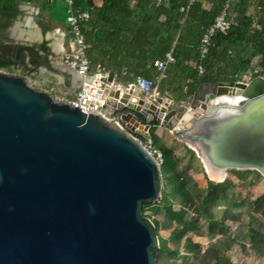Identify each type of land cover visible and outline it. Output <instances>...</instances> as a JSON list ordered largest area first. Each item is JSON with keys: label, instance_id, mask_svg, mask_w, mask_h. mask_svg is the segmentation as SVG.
Segmentation results:
<instances>
[{"label": "water", "instance_id": "obj_1", "mask_svg": "<svg viewBox=\"0 0 264 264\" xmlns=\"http://www.w3.org/2000/svg\"><path fill=\"white\" fill-rule=\"evenodd\" d=\"M51 65L69 76L73 92L81 84L71 68ZM114 78L109 71L103 81L111 86ZM256 79L263 81L256 92L212 104L244 95ZM122 86L109 90L105 117L0 71V264H155L159 240L142 207L159 201L160 166L130 134L131 119L145 129L155 120L188 140L216 181L229 170L264 177L262 76L217 84L194 104L168 94L155 103Z\"/></svg>", "mask_w": 264, "mask_h": 264}, {"label": "trees", "instance_id": "obj_2", "mask_svg": "<svg viewBox=\"0 0 264 264\" xmlns=\"http://www.w3.org/2000/svg\"><path fill=\"white\" fill-rule=\"evenodd\" d=\"M227 0H194L188 6V0H100V5L89 6L87 0H75L80 8H86L90 14L82 25L84 40L88 47L86 56L91 68L99 64L105 71L116 74L118 81L130 83L136 76H143L157 80L159 72L154 61L164 59L170 52L174 61L169 63L174 69L185 72V78L169 76L167 67L166 77L159 80L160 91L168 92L175 99H182L196 92L202 83L231 84L238 81L237 72L245 67L246 58L241 53L245 44H249L252 52L261 56V69L264 74V0H235L230 11V28L226 34L217 33L212 38L211 45L205 58L200 59L199 43L205 28L210 25L220 12ZM181 11V7H186ZM19 14L17 0H0V69H11L12 66L23 64L24 57L29 56L31 65L43 64L49 67L50 55L47 41L39 44L21 45L6 44V36L2 33L9 21ZM48 28H44L46 31ZM231 48L236 50L230 55ZM41 52V54H39ZM198 64L203 65V72L198 73ZM32 69V68H31ZM188 79V81H186ZM183 80L186 83L183 84ZM186 85V90L184 86ZM139 119L143 117L138 114ZM151 125L157 124L155 120ZM161 150V149H160ZM163 163L160 173L167 176L173 189L181 198H187L183 178L172 179L171 152L161 150ZM169 177V178H168ZM207 191L214 192L215 187L230 189L231 180L222 182H208ZM176 201L162 189L157 206L169 210V219L175 214L171 212L172 203ZM264 201V194L254 200V204ZM151 204H146L143 208ZM245 201L235 203L231 217L236 219L250 210ZM201 215L207 220L210 230L218 221L214 220L206 204L202 205ZM227 216H223L225 220ZM264 218V211H262ZM176 225L170 239L179 240L186 237L185 246L192 247V253L200 250V244L194 242L186 233L190 231V224L177 217ZM157 233V227L155 226ZM159 252H171L168 238L160 237ZM250 249L264 255V236L257 229L249 228ZM235 241L232 238L217 239L213 247V259L216 264H232L228 259L220 258L221 250L229 249ZM242 247H244L242 245ZM187 251V250H186ZM189 252V251H188Z\"/></svg>", "mask_w": 264, "mask_h": 264}, {"label": "rangeland", "instance_id": "obj_3", "mask_svg": "<svg viewBox=\"0 0 264 264\" xmlns=\"http://www.w3.org/2000/svg\"><path fill=\"white\" fill-rule=\"evenodd\" d=\"M46 38H48V35ZM10 41L12 44L24 42L14 38H11ZM36 42L28 44H35ZM240 51L246 58V64L244 68L237 72L238 81L249 82L256 76L264 78L261 69V56L253 53L249 44H245ZM229 53L235 55L236 50L231 48ZM51 60L56 63L60 58L54 56ZM0 71L15 72L8 69H0ZM53 75L55 74L50 72L48 75L43 70L39 72L38 76L45 79L39 81V77H36L31 80L34 84L40 83L42 86L48 87L55 94L64 93L65 91L60 90L62 87L61 84H58L57 76ZM159 84L157 80L156 92L159 93V96L156 97L155 103L161 102L165 94L170 95L168 92L162 93ZM74 95L72 93L68 96ZM207 97L208 94H201L200 98L203 100ZM196 101H190V103L194 104ZM163 132L160 137H156L151 131L149 137L155 147L171 152V173L168 176L172 179L183 178L188 196L184 199L181 198L173 189L172 183L167 180V176L161 174L162 189L171 195L173 200H176L172 203L171 212L177 215L169 219V210L156 205L159 201L142 210V214L150 218L157 227L158 235L169 239L168 244L173 250L157 253L155 264H216L212 258L214 255L212 245L215 244L217 239L221 240L222 238H232L235 243L229 249L221 250L219 253L220 258L228 259L232 264H264V255L257 254L250 249L251 240L249 237L250 227L257 229L264 236V218H262L264 201L254 204V200L264 194V177L255 171L229 170L225 179L231 180L233 187L230 189L215 187L214 192L210 193L207 191L208 182L218 183L219 181H216L204 171L199 156L192 149L188 140L172 135L166 128ZM241 201H245V213L247 211L246 207H250V210L247 211V214L233 219L231 214L238 209L233 205ZM203 204L208 206V211L212 214L214 220L218 221L212 225V230H210L207 220L201 215L204 212ZM223 216H227L225 220H223ZM177 217L190 224V231L186 235L200 244L198 253H192V247L184 245L186 237L179 240L170 239V235L175 229L177 222L175 219Z\"/></svg>", "mask_w": 264, "mask_h": 264}, {"label": "built area", "instance_id": "obj_4", "mask_svg": "<svg viewBox=\"0 0 264 264\" xmlns=\"http://www.w3.org/2000/svg\"><path fill=\"white\" fill-rule=\"evenodd\" d=\"M62 1L64 3V21L67 24V27L57 26L52 28L49 35L48 33L46 34V37L48 35V38L45 37L44 39L47 41V46L50 49V58L59 56L60 60L56 62V64H63L74 70L75 73L81 77V84L74 91L75 95L71 97H66L63 92L55 94L51 89L42 86L40 83H36V85L51 93L56 98L64 99L70 102L73 106L79 107L82 112L98 113L105 117L110 116L103 108L106 104L109 90L118 87L124 88L122 84L127 88L130 84H133L134 89L138 90L140 96L155 101L156 97L159 96V93L156 92L157 80L159 81L166 77L165 70L167 65L174 61L173 55L168 52L165 54L164 59L154 61V66L159 72L157 80H152L143 76H136L134 81L125 84L118 81L115 74L113 85L110 86L103 81V79L107 77L108 71H105L99 64L95 65L94 68H91V64L86 56V48L88 45L84 40L82 25L88 20L89 14L82 10L76 4L75 0ZM193 1L194 0H188V6ZM234 1L235 0H227L223 4L220 12L215 16L213 22L208 25L202 33L199 43L200 59L205 58L215 34H226L228 32L230 28L229 16ZM158 2H160V0H158ZM186 9L187 6L185 8H180L181 11H185ZM55 41L59 44H57L60 48L58 52L53 50L52 44ZM43 70L51 72L43 67L40 68L39 72ZM197 70L198 73L201 74L204 70L203 65L198 64ZM39 72L34 78L31 76L27 77L30 79L39 77V81L45 79L44 77L38 76ZM147 133V129H143L141 133L135 132L134 130L130 131V134L142 144L160 166L163 163L162 152L154 146L152 139ZM140 136L144 137L143 141L139 140Z\"/></svg>", "mask_w": 264, "mask_h": 264}, {"label": "crops", "instance_id": "obj_5", "mask_svg": "<svg viewBox=\"0 0 264 264\" xmlns=\"http://www.w3.org/2000/svg\"><path fill=\"white\" fill-rule=\"evenodd\" d=\"M18 2V8H19V14L9 21L8 26L3 29L2 33L9 39L14 38L15 40H23L27 45H33L28 43L33 42H42L44 38H42V33H48L52 30L54 27H67V24L64 21V3L62 0H17ZM100 0H91V6L100 5ZM90 6V7H91ZM82 10L86 11L88 14L90 12L86 8H81ZM44 28H48L46 31H43ZM49 35V33H48ZM36 42V43H37ZM57 42L55 41L52 46L53 50L56 52L59 50L57 46ZM58 66V65H57ZM65 66V65H64ZM58 67H61L60 65ZM61 69H64L63 65ZM167 71L169 76L176 75L180 76V78H185V72L181 71L179 69H174V66L172 64H169L167 67ZM48 75L50 72L46 71ZM57 76L58 84H61L60 90L65 91L64 93L67 95V97L70 96L69 86H68V75L65 74V78H63L58 73H53ZM53 75V76H55ZM76 78H78V75L76 74ZM188 81V79H186ZM186 81L183 80V84L186 83ZM216 85H212L210 83H202L197 88L196 92H194L190 96L184 95L182 99H175L173 100L175 103L177 101H196V103L200 100H202L201 94H210L212 91H214ZM184 90H186V85L183 87ZM64 89V90H63ZM127 91V90H125ZM133 94H138V90H135ZM69 95V96H68ZM150 123V122H149ZM131 124L134 125V131L135 132H142L144 126L140 124L138 121L131 119ZM164 127L159 126L158 124L151 125L147 129V135L150 134L152 131L156 137H160L161 134H163ZM146 135V134H145ZM240 171H251V170H240Z\"/></svg>", "mask_w": 264, "mask_h": 264}, {"label": "flooded vegetation", "instance_id": "obj_6", "mask_svg": "<svg viewBox=\"0 0 264 264\" xmlns=\"http://www.w3.org/2000/svg\"><path fill=\"white\" fill-rule=\"evenodd\" d=\"M43 41H45V40L43 39ZM4 42L6 44H12L9 38H6V40ZM39 43L40 42H37L35 44H39ZM16 44L27 45L25 42H20V43H16ZM39 54H41V52H39ZM48 60H49V67L46 65H43V64H38L36 66H33V65H31L29 56L26 55L24 57L23 64H17L16 66H12L11 69H8V70L15 71V72L17 71L19 74H22L24 76H31L32 78H34L35 75H37V73L39 72L41 67L49 68V70L51 72L57 73V71L53 70V68H52L51 62H53V61L51 60L50 55L48 56ZM69 91H70V93H72V90H70V88H69Z\"/></svg>", "mask_w": 264, "mask_h": 264}, {"label": "bare ground", "instance_id": "obj_7", "mask_svg": "<svg viewBox=\"0 0 264 264\" xmlns=\"http://www.w3.org/2000/svg\"><path fill=\"white\" fill-rule=\"evenodd\" d=\"M58 51H56V52H58ZM262 86H263V81L260 80V79H256V80H254L253 82H251L248 85L244 95H237V94L229 95V94H225V95L220 96V97H218L216 99H213L212 100V104L213 105L215 103H229V104H232L233 102H236L237 100H241L243 97L248 96V95L256 92L258 89L262 88ZM164 102H166L168 104L169 100L164 99Z\"/></svg>", "mask_w": 264, "mask_h": 264}]
</instances>
